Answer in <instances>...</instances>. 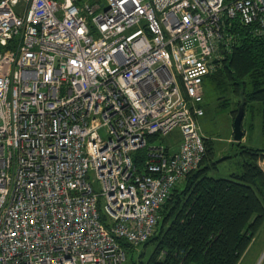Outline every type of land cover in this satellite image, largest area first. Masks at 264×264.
I'll return each instance as SVG.
<instances>
[{
  "label": "built area",
  "instance_id": "obj_1",
  "mask_svg": "<svg viewBox=\"0 0 264 264\" xmlns=\"http://www.w3.org/2000/svg\"><path fill=\"white\" fill-rule=\"evenodd\" d=\"M226 20L264 37V0H0V264H125L154 234Z\"/></svg>",
  "mask_w": 264,
  "mask_h": 264
},
{
  "label": "trees",
  "instance_id": "obj_2",
  "mask_svg": "<svg viewBox=\"0 0 264 264\" xmlns=\"http://www.w3.org/2000/svg\"><path fill=\"white\" fill-rule=\"evenodd\" d=\"M225 3L231 0H224ZM224 31L231 36L229 49L209 78L219 93V106L233 119L244 102L252 129L255 114L260 115L262 146L237 147L232 156L215 159L211 140L203 138L205 154L199 167L175 186L159 211L154 234L144 243L155 247L146 262L135 261L131 253L125 264H238L264 222V37L238 20H226ZM204 112V111H203ZM243 121V120H242ZM155 137H149L148 142ZM237 157L239 169L226 178L211 176L218 163ZM146 150L132 154L138 172L144 168ZM126 253L133 247L122 244Z\"/></svg>",
  "mask_w": 264,
  "mask_h": 264
},
{
  "label": "rangeland",
  "instance_id": "obj_3",
  "mask_svg": "<svg viewBox=\"0 0 264 264\" xmlns=\"http://www.w3.org/2000/svg\"><path fill=\"white\" fill-rule=\"evenodd\" d=\"M203 88L204 98L201 108L203 109L204 114L198 119L201 134L204 138L211 140L215 149V159H219L223 156H232V154L237 152V147L230 143L233 141V117L228 109H223L219 106L218 98L220 95L215 89L213 82L209 78H206ZM250 122V113L247 111L242 121V125L245 129H247V126ZM260 122V115L255 114L252 120L253 127L246 133L243 144L253 148H259L262 146L263 139L260 132ZM100 133L103 135L102 131ZM178 140V131L174 130L167 136L159 137L155 143H161L165 146L174 148L177 147ZM237 160L238 158L234 157L232 160H224L218 163L217 170H214L211 173V176L215 178L228 177L231 172L239 169ZM263 160L259 161V165L262 169L264 167L262 165ZM90 181L94 184V188L97 190V185L95 181H93V177L91 175ZM154 247V242L133 247L131 252L127 251V258L130 259L132 253L133 259L135 261L140 260L142 262H146L148 257L153 252ZM261 258H263L261 264H264V222L257 230L250 246L247 248L238 264H257Z\"/></svg>",
  "mask_w": 264,
  "mask_h": 264
},
{
  "label": "water",
  "instance_id": "obj_4",
  "mask_svg": "<svg viewBox=\"0 0 264 264\" xmlns=\"http://www.w3.org/2000/svg\"><path fill=\"white\" fill-rule=\"evenodd\" d=\"M244 116V102L239 106L238 111L233 119V141L240 142L243 138L244 132L242 129V120Z\"/></svg>",
  "mask_w": 264,
  "mask_h": 264
},
{
  "label": "crops",
  "instance_id": "obj_5",
  "mask_svg": "<svg viewBox=\"0 0 264 264\" xmlns=\"http://www.w3.org/2000/svg\"><path fill=\"white\" fill-rule=\"evenodd\" d=\"M245 135H246V134H245ZM244 140H245V136L242 138L241 143H243ZM228 141H229V140H228ZM177 147H178V145H177ZM177 147H174V149H176ZM262 165L264 166V160H263V162H262ZM263 170H264V167H263Z\"/></svg>",
  "mask_w": 264,
  "mask_h": 264
}]
</instances>
